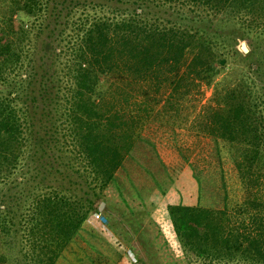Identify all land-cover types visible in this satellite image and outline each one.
I'll return each mask as SVG.
<instances>
[{
	"label": "trees",
	"instance_id": "16d2710c",
	"mask_svg": "<svg viewBox=\"0 0 264 264\" xmlns=\"http://www.w3.org/2000/svg\"><path fill=\"white\" fill-rule=\"evenodd\" d=\"M4 1L0 264H56L106 204L143 140L132 112L101 105L106 94L167 86L172 103L203 82L213 97L198 131L231 145L246 196L202 205L192 172L197 202L167 206L173 232L187 264H264V0ZM110 214L132 240L129 222Z\"/></svg>",
	"mask_w": 264,
	"mask_h": 264
},
{
	"label": "rangeland",
	"instance_id": "374dc122",
	"mask_svg": "<svg viewBox=\"0 0 264 264\" xmlns=\"http://www.w3.org/2000/svg\"><path fill=\"white\" fill-rule=\"evenodd\" d=\"M2 4H5L4 0H0L1 14L6 10ZM242 42H246L248 46L247 40L238 39V49ZM248 48L251 47L248 46ZM134 88L135 86L131 85V87H126L124 92L113 91L106 94L105 103L101 105L105 108L113 105L117 109H126L139 119L141 137L147 136L153 139L156 147L160 149L164 159L168 162L170 178L186 181L188 188H192L191 195L189 193L188 197L191 202L197 200V180L201 179L202 198L197 201L202 205L215 208H224L227 205L229 208H233L241 203L246 196V191L235 165L231 145L222 140L217 141L208 134L198 131V122L201 120L202 111L212 104L213 86L203 82L195 89H191L185 97L179 99L175 97L171 101L172 103L167 101V94L170 91L167 86L157 92L153 88L150 91V97L139 95L137 89ZM130 94L131 96L127 100L126 96ZM136 146L137 150L135 149L133 154L143 159L144 162L147 158L151 160L150 166L154 170L155 177L158 179H161L162 176L166 177L167 167L158 159L156 148L153 149L144 138L138 141ZM183 155L184 157L188 155V160L184 159ZM187 163L192 164L190 168L186 167ZM192 172L196 173L199 179L193 177ZM178 184L181 185L180 182ZM114 196L117 200L116 204H119L120 207H114L110 216L118 210L120 214L116 212L115 215L119 218L123 216V219L129 223L133 222L129 220L141 221L138 215H135L134 212L132 214L130 209L124 206L121 198L115 194ZM137 208L133 206L134 210ZM107 218L109 222H113V217L107 216ZM151 218V216H145L141 221L146 222L149 234L145 233L143 237L147 240L154 238L158 245L152 247L153 250H148L152 254V259L146 264H187L178 243H176L174 232L167 226L162 227L157 221H152ZM1 246L0 242V249ZM2 250L8 252L4 246H2ZM130 250L133 254L137 253L135 246H132ZM153 254L156 255L153 256Z\"/></svg>",
	"mask_w": 264,
	"mask_h": 264
},
{
	"label": "crops",
	"instance_id": "0c3cea01",
	"mask_svg": "<svg viewBox=\"0 0 264 264\" xmlns=\"http://www.w3.org/2000/svg\"><path fill=\"white\" fill-rule=\"evenodd\" d=\"M143 138L151 146L153 145V149L156 148L158 159L167 167L166 177L162 176L161 179L155 177L154 170L150 166L151 160L147 158L144 162L143 159L133 154L135 149L137 150L136 146L134 151L124 158L122 166L116 173L115 183L106 192L107 202L103 214L108 216L105 214L106 212L110 213L114 207H120L119 204H116L115 194L121 198L122 203L130 209L131 213L134 212L135 215L139 216L141 221L145 216H151L152 221H157L162 227L167 226L173 232L167 206L178 203L192 204L193 202L188 198L192 188H188L186 181L182 182L183 180L170 178L168 162L164 159L160 149L156 147L155 142L150 137L144 136ZM151 152L154 154L153 151ZM188 157L185 155L184 159L188 160ZM186 167L190 168L189 163ZM192 180L194 181L193 178ZM179 182L181 185L178 184ZM133 206L138 208L134 210ZM116 212L120 214L118 210L114 213ZM141 221L139 225L126 224L134 237L129 240L119 238L110 227L111 233H103L100 222L91 215L85 222L80 235L73 239L56 264H134L135 260L139 262L150 261L152 254L148 250H153L152 247L154 248L158 244L154 238L147 240L143 237L145 233L148 234V229L146 222ZM132 246H135L137 250V253H134V259L128 255ZM155 255L153 254V256Z\"/></svg>",
	"mask_w": 264,
	"mask_h": 264
},
{
	"label": "built area",
	"instance_id": "2783aa9c",
	"mask_svg": "<svg viewBox=\"0 0 264 264\" xmlns=\"http://www.w3.org/2000/svg\"><path fill=\"white\" fill-rule=\"evenodd\" d=\"M92 216L94 217L95 220H97L98 222H100V228L102 230L103 233H111L109 226H108V219L105 217V215L102 212H94L92 214ZM128 255L134 259V254L131 250L128 251Z\"/></svg>",
	"mask_w": 264,
	"mask_h": 264
},
{
	"label": "water",
	"instance_id": "95a60500",
	"mask_svg": "<svg viewBox=\"0 0 264 264\" xmlns=\"http://www.w3.org/2000/svg\"><path fill=\"white\" fill-rule=\"evenodd\" d=\"M240 50L242 52H244V53H249V51H250V49L248 48L246 42H242L241 43ZM105 205H106L105 202H101L100 205H99V207H98V211L99 212H103Z\"/></svg>",
	"mask_w": 264,
	"mask_h": 264
}]
</instances>
